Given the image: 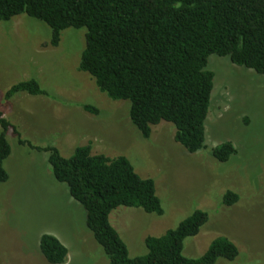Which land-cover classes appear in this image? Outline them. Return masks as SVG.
<instances>
[{"label":"rangeland","instance_id":"rangeland-1","mask_svg":"<svg viewBox=\"0 0 264 264\" xmlns=\"http://www.w3.org/2000/svg\"><path fill=\"white\" fill-rule=\"evenodd\" d=\"M51 34L26 15L0 21V113L10 124L11 148L4 162L8 181L0 183V264H48L39 250L43 234L67 249L65 264L109 262L86 228L82 207L54 180L48 154L18 139L55 147L64 158L90 145L92 155L125 157L137 175L154 182L161 216L126 207L109 215L130 258L147 254V236H161L200 210L208 221L198 235L185 239L184 257H201L213 240L224 237L239 254L233 262L218 259L216 264H264V76L210 56L214 82L205 149L189 154L165 122L143 139L130 122L129 103L108 99L92 77L78 70L86 29L63 31L57 47L50 44ZM29 79H36L48 96L20 93L5 100L10 87ZM85 104L98 114L84 111ZM224 142L236 155L218 163L211 151ZM228 191L239 197L230 207L222 204Z\"/></svg>","mask_w":264,"mask_h":264},{"label":"trees","instance_id":"trees-1","mask_svg":"<svg viewBox=\"0 0 264 264\" xmlns=\"http://www.w3.org/2000/svg\"><path fill=\"white\" fill-rule=\"evenodd\" d=\"M19 15L50 28L53 47L63 31L86 29L78 70L92 77L108 99L129 103L130 122L143 139L150 138L151 127L165 122L173 125L174 141L189 154L205 149L214 82L210 56L226 57L264 76V0H0V21ZM20 93L48 96L36 79H29L10 87L5 100ZM82 109L98 114L90 104ZM9 127L0 113V183L8 181ZM18 143L48 154L54 180L84 210L86 228L108 264H216L238 257L237 247L224 237L213 240L201 257L183 256L185 239L198 235L208 221L205 212L196 210L163 235L147 236V254L130 258L109 215L126 207L161 216L154 182L137 175L125 157L92 155L90 145L76 147L64 158L55 147ZM211 155L226 163L236 149L224 142ZM238 200L228 191L222 204L230 207ZM39 250L48 264L66 263L68 251L52 235L40 236Z\"/></svg>","mask_w":264,"mask_h":264}]
</instances>
